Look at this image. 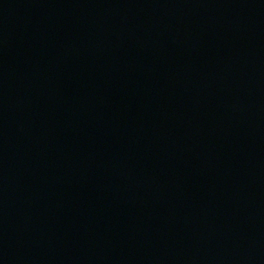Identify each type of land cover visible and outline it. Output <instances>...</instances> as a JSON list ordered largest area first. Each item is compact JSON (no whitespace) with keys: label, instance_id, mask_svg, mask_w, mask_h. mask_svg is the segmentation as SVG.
Segmentation results:
<instances>
[{"label":"water","instance_id":"obj_1","mask_svg":"<svg viewBox=\"0 0 264 264\" xmlns=\"http://www.w3.org/2000/svg\"><path fill=\"white\" fill-rule=\"evenodd\" d=\"M0 264H264V0H0Z\"/></svg>","mask_w":264,"mask_h":264}]
</instances>
